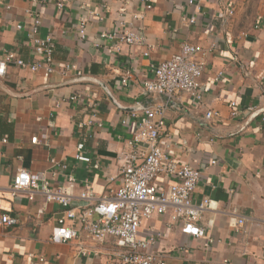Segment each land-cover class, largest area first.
Here are the masks:
<instances>
[{
  "label": "crops",
  "instance_id": "crops-1",
  "mask_svg": "<svg viewBox=\"0 0 264 264\" xmlns=\"http://www.w3.org/2000/svg\"><path fill=\"white\" fill-rule=\"evenodd\" d=\"M195 1L154 0L153 9L145 11L141 0H0V59L13 52L26 63L34 61L37 15L38 36H52L56 43L54 73L10 64L0 76V217L19 220L13 227L0 224V264H33L31 256L45 257V264L110 262L113 242L101 246L85 234L80 241L51 242L61 208L46 204L38 193L33 200L28 193L14 196L13 178L19 169L54 170L56 187L76 179L75 196L87 185L99 198L118 188L119 156L131 151L128 143L137 133L131 114L140 104L166 100L144 90L153 79L150 66L179 54L184 43L200 45L205 53L200 55L206 62L200 78L203 106L179 96L167 109L160 144L180 164L202 172L194 202L211 201L197 223L206 237L184 234L179 223L171 224L170 213L144 221L142 235L162 233L154 250L167 264H264V0ZM230 9L234 14L227 16ZM192 17L195 24L189 23ZM122 19L143 28L145 46L100 40L102 31L113 30ZM82 20L84 40L78 33ZM66 64L82 75H63ZM231 102L241 111L237 117ZM208 111L221 117L205 121ZM89 121L92 125L81 127ZM82 142L99 169L76 160ZM51 160L58 166L53 168ZM170 182L157 179L164 189ZM241 218L245 223L238 231ZM207 237L215 241L209 247Z\"/></svg>",
  "mask_w": 264,
  "mask_h": 264
},
{
  "label": "built area",
  "instance_id": "built-area-1",
  "mask_svg": "<svg viewBox=\"0 0 264 264\" xmlns=\"http://www.w3.org/2000/svg\"><path fill=\"white\" fill-rule=\"evenodd\" d=\"M141 2L145 11L154 7V0H141ZM195 3V0H188L189 5ZM233 14V9L228 10L227 16ZM142 18L143 16H135L134 19ZM196 22V17L189 19L190 24ZM41 24L40 15H37L32 25L34 61L31 64L26 63L13 52H8L3 59H0V76L5 75L10 64L33 72L41 70L47 74L55 72V38L52 36L40 38L38 35ZM86 25L85 20L80 22L78 33L82 40L87 38ZM17 29L21 30L23 26L17 25ZM99 38L104 42H114L116 46L121 44L145 46L147 43L143 28H136L123 19L117 22L113 30L102 31ZM150 49L151 46L144 53L145 56H149ZM200 55H205L202 46L184 43L179 54L166 61L151 64L153 79L144 83V90L148 94H156L166 100L156 104H140L138 112L134 111L131 114V119L138 121L137 133L128 143L131 151L119 156L121 185L111 190L109 195L99 198L87 185L78 196H75L73 190L76 179L71 176L66 185L56 187L52 184V178L56 175L54 170L36 173L25 169L17 171L11 186L14 196L28 193L29 199L33 200L34 194L38 193L44 197L46 204H57L62 210L51 234V242L67 244L75 240L80 241L85 234L88 239L101 246L113 242L116 249L109 256L108 264H167L164 254L154 250L162 240V233L153 231L143 237L144 221L156 215L170 213L171 224L179 223L184 234L197 238L206 237L205 230L197 223L210 207L211 201L205 199L200 204L194 202V194L201 181L202 172L190 165L180 164L160 144L166 128L167 109L179 96L185 94L191 98L196 107L203 106L204 96L200 78L205 72L206 62ZM72 71L78 76L82 75L73 64L63 66V75ZM222 75L223 73H219L217 79ZM230 107L233 117L240 115L241 111L236 102H231ZM247 110L253 111L254 108L249 107ZM220 117L219 112L208 111L205 114V121ZM92 123L89 121L81 127ZM37 141V137L32 139L33 144ZM3 142L7 141L3 140ZM84 150L85 143L78 144L76 160L99 169V163L93 162ZM211 163L214 165L216 161ZM51 166L55 168L58 164L55 160H51ZM60 168L67 169V166L60 165ZM1 172L0 164V175ZM160 177L170 179L168 188L159 187L157 179ZM76 200L81 201V204L75 206L73 202ZM244 223L242 218L237 220L238 231L242 230ZM0 224L13 227L19 224V220L4 214L0 217ZM214 243L213 238L207 237L205 247ZM82 253L85 255L87 252L82 251ZM31 258L33 264L46 262L45 257L31 256Z\"/></svg>",
  "mask_w": 264,
  "mask_h": 264
},
{
  "label": "water",
  "instance_id": "water-1",
  "mask_svg": "<svg viewBox=\"0 0 264 264\" xmlns=\"http://www.w3.org/2000/svg\"><path fill=\"white\" fill-rule=\"evenodd\" d=\"M134 111H137V108H136V109H134Z\"/></svg>",
  "mask_w": 264,
  "mask_h": 264
}]
</instances>
